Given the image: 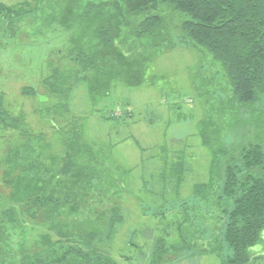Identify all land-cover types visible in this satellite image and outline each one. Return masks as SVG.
<instances>
[{
	"label": "trees",
	"instance_id": "obj_1",
	"mask_svg": "<svg viewBox=\"0 0 264 264\" xmlns=\"http://www.w3.org/2000/svg\"><path fill=\"white\" fill-rule=\"evenodd\" d=\"M0 16L13 31L43 20L69 30L62 64L42 80L59 113L68 112L71 93L79 84L91 101L106 98L117 82L143 84L151 51L175 43L208 54L220 65L231 90L228 108L237 107L242 115L244 108L264 101V0H24L0 2ZM22 93L36 92L26 87ZM0 126L20 138L3 170V183L11 189L0 210V264H116L94 248V242L111 241L123 222L121 208L129 186L119 167L81 141L76 125L66 126L64 132L52 124L62 148L56 158L44 156L38 150L44 136L33 135L24 116L5 107L2 94ZM201 139L211 158L207 182L195 186L198 207L209 202V189L219 190L215 208L220 222L210 253L220 264H251L252 249L263 242L264 147L244 137L216 146L205 129ZM183 171V162L163 161L157 185L178 189ZM178 206L149 210L156 216ZM205 231L192 234L201 238ZM16 232L21 238L13 246L10 236ZM223 247L228 254L221 255ZM164 251L159 238L151 262H158Z\"/></svg>",
	"mask_w": 264,
	"mask_h": 264
},
{
	"label": "rangeland",
	"instance_id": "obj_2",
	"mask_svg": "<svg viewBox=\"0 0 264 264\" xmlns=\"http://www.w3.org/2000/svg\"><path fill=\"white\" fill-rule=\"evenodd\" d=\"M22 1L0 0L7 5ZM1 18L0 94L5 107L14 115L22 114L33 135L44 136L38 150L47 157L56 158L62 148L60 134L52 124L64 128V132L69 129L66 126H78L81 141L105 162L118 166L129 186L121 208L123 222L111 241L97 239L94 248L116 264H220L219 257L210 253L215 247L210 242L217 239L220 222L215 208L219 190L216 186L208 190L209 202L203 209L194 195L195 186L209 177L211 153L202 144L201 130L205 129L216 146L223 140L231 143L244 137L264 147V101L244 108L242 115L237 107L228 108L225 105L229 104L231 90L220 65L208 54L175 43L151 51L154 56L143 84L126 86L117 82L106 98L95 101L79 84L71 93L68 112L59 113L52 107L42 80L62 64L69 30L58 22L43 20L32 26L27 22L20 29L18 25L13 31ZM26 87L36 93L23 95ZM105 116L114 118L104 120ZM10 131L0 126V210L6 207L5 195L11 189L3 183L6 157L20 141ZM163 161L183 162L178 189L157 185ZM169 204L179 206L161 215L150 213L149 209ZM200 228L206 229L201 238L192 234ZM19 233L10 236L13 246L20 241ZM38 233V229L34 231ZM159 238L164 240L165 251L153 263L151 255ZM222 249L221 255L228 254L225 247ZM252 251L251 264H264V238Z\"/></svg>",
	"mask_w": 264,
	"mask_h": 264
},
{
	"label": "water",
	"instance_id": "obj_3",
	"mask_svg": "<svg viewBox=\"0 0 264 264\" xmlns=\"http://www.w3.org/2000/svg\"><path fill=\"white\" fill-rule=\"evenodd\" d=\"M263 238H264V232H263Z\"/></svg>",
	"mask_w": 264,
	"mask_h": 264
}]
</instances>
